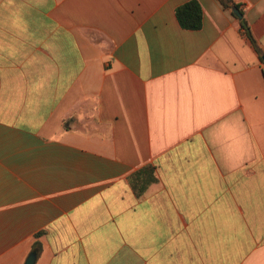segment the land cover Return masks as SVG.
<instances>
[{"label":"crops","instance_id":"obj_1","mask_svg":"<svg viewBox=\"0 0 264 264\" xmlns=\"http://www.w3.org/2000/svg\"><path fill=\"white\" fill-rule=\"evenodd\" d=\"M188 1L0 0V264H264V0Z\"/></svg>","mask_w":264,"mask_h":264},{"label":"trees","instance_id":"obj_2","mask_svg":"<svg viewBox=\"0 0 264 264\" xmlns=\"http://www.w3.org/2000/svg\"><path fill=\"white\" fill-rule=\"evenodd\" d=\"M224 8L232 9L238 8L234 5L231 0H217ZM175 17L178 24L182 29L185 30H198L202 24V10L196 0H190L175 9ZM240 26L244 30L245 35L250 39L254 44L253 39L251 38L249 28L246 25L243 19H240ZM139 175H135L131 178V184L134 192L137 196H140L142 192L146 189V186L155 181V177L152 172L145 174L144 179H137Z\"/></svg>","mask_w":264,"mask_h":264},{"label":"water","instance_id":"obj_3","mask_svg":"<svg viewBox=\"0 0 264 264\" xmlns=\"http://www.w3.org/2000/svg\"><path fill=\"white\" fill-rule=\"evenodd\" d=\"M233 14L235 17H237L238 19H241V14L239 13V11L237 10V8H233L232 10ZM262 61L264 63V56L262 57ZM35 258H36V252L32 251L26 258L24 264H34L35 262Z\"/></svg>","mask_w":264,"mask_h":264}]
</instances>
